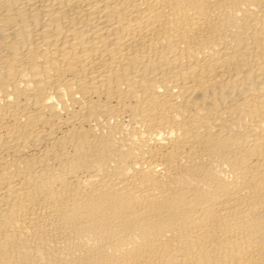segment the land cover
Listing matches in <instances>:
<instances>
[{"label": "bare ground", "instance_id": "1", "mask_svg": "<svg viewBox=\"0 0 264 264\" xmlns=\"http://www.w3.org/2000/svg\"><path fill=\"white\" fill-rule=\"evenodd\" d=\"M0 264H264V0H0Z\"/></svg>", "mask_w": 264, "mask_h": 264}]
</instances>
